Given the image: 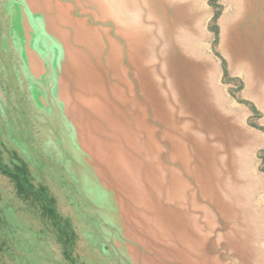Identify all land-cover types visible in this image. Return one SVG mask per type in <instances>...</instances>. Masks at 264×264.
Listing matches in <instances>:
<instances>
[{
    "label": "rangeland",
    "instance_id": "1",
    "mask_svg": "<svg viewBox=\"0 0 264 264\" xmlns=\"http://www.w3.org/2000/svg\"><path fill=\"white\" fill-rule=\"evenodd\" d=\"M12 1L0 33L14 12L32 37L41 10L77 63L60 71L69 121L51 125L33 115L44 91L21 104L16 72L0 75L5 162L24 161L62 218L0 174L1 264H264V0Z\"/></svg>",
    "mask_w": 264,
    "mask_h": 264
},
{
    "label": "crops",
    "instance_id": "2",
    "mask_svg": "<svg viewBox=\"0 0 264 264\" xmlns=\"http://www.w3.org/2000/svg\"><path fill=\"white\" fill-rule=\"evenodd\" d=\"M14 3L13 0L11 3L13 5L11 12L14 10ZM38 3L39 0H30L32 8ZM19 12V16H22L24 10H19ZM37 13L39 19L32 20L31 22L29 21V29L27 30L28 32L26 31L29 36L32 34V37H28L26 33L20 32V25L18 24V27L15 25L14 12L11 13L12 17L9 19V25L0 33L1 48L3 47L2 49L6 51L5 61H3L5 64H1L0 61V71H7L8 68H11L12 70L10 69L9 71L16 72L17 80L9 84L14 88L13 91H15V93L17 92L18 100L16 101L22 100L20 101L21 104H23V101L27 100V97L34 99L35 95L38 94L37 92L40 94L44 91L43 94L45 93L48 104H46V107L49 106V109L46 108L45 112V110L40 111L37 106H33L36 109L33 115L36 116L39 112L45 116L47 115L46 119L55 118L57 124L56 117L61 116V121L62 118H66L69 121V116H67L63 108L67 109L70 105L68 96L71 90V88L69 90L66 84H63V76L60 71H75V68L70 67L69 64L72 62L74 65V63H77V60L70 52H68V56H63L64 44L62 40L64 39L59 36L60 32L51 28V26L47 24V21L42 19L43 12L41 10L37 11ZM49 29H51V31ZM2 45H6L7 47ZM70 49L71 48H69V50ZM67 51L68 48H66V52ZM9 61L12 63L9 64ZM6 64L7 66H5ZM104 68L105 71H127L125 60L120 56L112 58L107 56L105 58ZM77 71H81V69L77 68ZM2 74L4 75L6 73L3 72L0 75ZM32 83L36 85L34 91L31 87ZM1 86L2 84L0 82V92L1 88H3ZM2 98L3 97H0L1 101L4 100V98ZM14 106L17 107L18 104H14L13 107ZM50 109L53 111L52 114H48ZM50 119L49 121L47 119L45 123L51 125ZM43 122L44 120L41 123ZM71 126L73 127V125ZM108 130L110 131V128ZM80 149L84 150V148Z\"/></svg>",
    "mask_w": 264,
    "mask_h": 264
},
{
    "label": "trees",
    "instance_id": "3",
    "mask_svg": "<svg viewBox=\"0 0 264 264\" xmlns=\"http://www.w3.org/2000/svg\"><path fill=\"white\" fill-rule=\"evenodd\" d=\"M14 156L18 161L12 160L11 163H7L0 150V174L14 185L15 192L20 200L29 204L31 208L40 211L44 220H46L45 217L48 215L49 218H52L50 220H52L54 226L61 227L62 218L56 210L54 197L46 186L41 184L36 186L33 183L26 163L20 160L17 155L14 154ZM58 241L61 242L59 239Z\"/></svg>",
    "mask_w": 264,
    "mask_h": 264
}]
</instances>
